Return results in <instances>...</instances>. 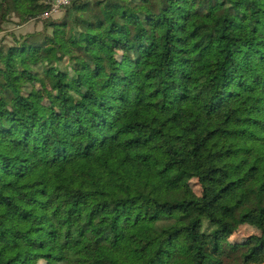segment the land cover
Masks as SVG:
<instances>
[{
	"label": "trees",
	"instance_id": "obj_1",
	"mask_svg": "<svg viewBox=\"0 0 264 264\" xmlns=\"http://www.w3.org/2000/svg\"><path fill=\"white\" fill-rule=\"evenodd\" d=\"M69 6L0 47V264H264V0Z\"/></svg>",
	"mask_w": 264,
	"mask_h": 264
},
{
	"label": "rangeland",
	"instance_id": "obj_2",
	"mask_svg": "<svg viewBox=\"0 0 264 264\" xmlns=\"http://www.w3.org/2000/svg\"><path fill=\"white\" fill-rule=\"evenodd\" d=\"M72 1V0H71ZM49 4V8L46 12L41 13L38 16H34L28 19H21V17L16 14L7 18L6 21L2 22L0 25V47L3 52H6L10 46L14 45L16 40L20 39L28 33H41L46 27L47 23L55 21L57 23H62L63 21L69 20L73 12L69 6L71 2L67 5H61L56 7L54 0H46ZM119 52L118 58L120 59L122 53L124 52V47L119 45L117 47ZM36 87L40 91L41 96H45V92L42 90L39 83H35ZM46 97V96H45ZM192 188L196 193L200 194L202 189L199 185L197 179H192L190 181ZM260 231L257 227L243 224L239 229L229 238L231 243H243L251 235H257ZM38 264H50L47 260H41Z\"/></svg>",
	"mask_w": 264,
	"mask_h": 264
},
{
	"label": "built area",
	"instance_id": "obj_3",
	"mask_svg": "<svg viewBox=\"0 0 264 264\" xmlns=\"http://www.w3.org/2000/svg\"><path fill=\"white\" fill-rule=\"evenodd\" d=\"M56 7H60L61 5H67L71 2V0H54Z\"/></svg>",
	"mask_w": 264,
	"mask_h": 264
}]
</instances>
